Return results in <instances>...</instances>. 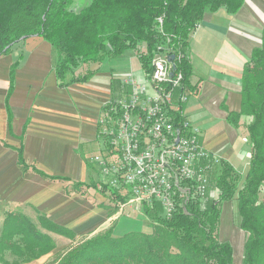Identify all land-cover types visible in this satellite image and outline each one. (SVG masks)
<instances>
[{
	"label": "trees",
	"instance_id": "trees-1",
	"mask_svg": "<svg viewBox=\"0 0 264 264\" xmlns=\"http://www.w3.org/2000/svg\"><path fill=\"white\" fill-rule=\"evenodd\" d=\"M245 1L94 0L77 12L73 8L77 0H0V59L11 55L13 48L23 41L43 38L52 47L59 87L68 88L89 83L102 70L105 60L122 58L128 51H134L143 70L150 73L157 46L170 39V45L180 54L176 63L185 78L181 90L193 97L198 89L191 85L192 36L207 14L225 9L234 16L245 6ZM159 18L164 20L163 26ZM262 31L261 47L253 52L243 71L242 111L229 116L235 126H239L241 118L248 120L250 168L243 177L233 166L221 162L223 170L215 183L218 200L202 199L195 192V183L189 181L186 187L190 191L179 199L180 205L172 217L159 216L156 212L149 217L150 232L131 231L117 238L115 226L93 236L77 238L74 231L55 224L45 214L38 213L35 221L21 212L9 213L0 236V254L11 252L23 264L45 257L49 259L46 264H235L233 247L222 242L219 234L223 205L236 199L241 228L248 236L242 264H264V28ZM19 67L17 61L10 68L11 86L6 97L10 124L13 117L10 97ZM112 80L111 103L121 97L122 91L130 92L117 76ZM108 107L103 108V114ZM19 156V166L25 172L31 169L52 181H69L30 167L22 151ZM101 187L104 190L100 191L95 183H74L73 189L82 194L87 188L99 189L102 195L111 190L104 184ZM114 192L115 197L127 201ZM144 210L150 216L154 211L147 207ZM52 234L73 244L58 251Z\"/></svg>",
	"mask_w": 264,
	"mask_h": 264
},
{
	"label": "crops",
	"instance_id": "crops-1",
	"mask_svg": "<svg viewBox=\"0 0 264 264\" xmlns=\"http://www.w3.org/2000/svg\"><path fill=\"white\" fill-rule=\"evenodd\" d=\"M245 3L234 16L225 9L207 14L192 36L191 85L198 90L185 106L188 120L202 132L205 148L242 175L249 171L252 149L243 128L245 118L235 126L229 116L242 111L243 71L253 52L261 47L264 28V0ZM131 55L132 51H128L115 61L128 57L134 62ZM17 61L20 67L10 97L13 115L10 124L6 97L11 86L10 68ZM101 67L89 83L60 88L52 47L39 37L23 41L13 48L11 55L0 59V215L3 220L9 213L29 216L26 212L32 211L74 231L77 238L93 236L113 226L114 237L123 236L120 235L122 218L112 215L107 197L92 189L84 194L73 189L74 183L88 182L91 153L103 150V141L98 138L99 121L103 108L114 97L113 76L122 79L130 74L105 71L103 64ZM20 151L30 167L69 181H52L31 169L25 172L19 166ZM129 229L131 232L132 227ZM52 236L56 242L64 238ZM48 261L45 257L30 264Z\"/></svg>",
	"mask_w": 264,
	"mask_h": 264
},
{
	"label": "built area",
	"instance_id": "built-area-1",
	"mask_svg": "<svg viewBox=\"0 0 264 264\" xmlns=\"http://www.w3.org/2000/svg\"><path fill=\"white\" fill-rule=\"evenodd\" d=\"M158 20L163 26L164 20ZM170 43L168 39L157 46L150 73L121 79L130 92L122 91L105 105L108 111L99 121L106 155L90 159L101 168L104 183L127 198V205L135 204L140 213L161 205L169 218L190 191L187 183L193 181L195 192L206 198L210 174L222 165L187 118L191 97L181 90L185 78L176 63L180 54Z\"/></svg>",
	"mask_w": 264,
	"mask_h": 264
},
{
	"label": "rangeland",
	"instance_id": "rangeland-1",
	"mask_svg": "<svg viewBox=\"0 0 264 264\" xmlns=\"http://www.w3.org/2000/svg\"><path fill=\"white\" fill-rule=\"evenodd\" d=\"M94 0H77L78 4L73 7L74 9H78V11H81V9L83 7H87L90 6L93 3ZM199 28V27H198ZM198 30V29H197ZM177 53H179L177 51ZM132 58H134V62L130 61V59L127 57L126 60H117L118 58H111V59H107L103 62V65L105 66L104 70L105 71H111V70H116L118 71L119 74H126V73H132L134 74L136 77H138L137 75H143V67L142 64H140V62L138 60H136L135 58L138 59L137 54L132 51ZM113 61V62H112ZM113 63L110 65V63ZM102 68V67H101ZM146 73V72H145ZM129 75V74H127ZM126 77V75H125ZM248 120L244 119V125L243 128H246V124H247ZM245 131H247V129H245ZM106 155L105 152H99L98 149L95 150V152H92L91 155L92 157L97 156V155ZM89 167V174H88V178H87V184H92L95 183L100 191L104 190L101 187V184H104L105 186L108 187V185H106L103 181L102 175H101V168H99L96 164L94 165L93 163H90ZM223 170V166L220 165L219 167H217V169L213 170V172L210 174V185H209V189L207 194V197H209L212 200H218L219 197V190L215 189V183H216V178L221 175V171ZM246 174L243 173V177H245ZM243 184V183H242ZM109 188V187H108ZM99 189L96 191L94 188L92 190H94V192H98ZM86 190H91L90 189H86ZM99 191V192H100ZM98 192V193H99ZM114 191L111 190H107L106 194H104V197H107L110 201H111V208H109L112 212V215L114 216H118V219L120 220L121 218V225H120V231L121 234L120 235H126L128 233H130V229L129 227H132L131 231H137V230H141L140 232H150L152 225H151V219L149 217H152L154 214H159V216H163V217H167L166 214V210H164V208L161 205H156L153 208V212L150 215H146V211H143L142 213L141 210L137 209L135 204H130L127 205V202H123L122 199H118L117 197H115L116 195H114L113 193ZM101 195V194H100ZM157 207L159 208V210H157ZM223 214H222V227L220 229V234L219 237L221 238L222 242H228L231 244V246L233 247V250L235 251L234 254V263L235 264H242L243 260H244V246L247 242L248 236L246 235V233L242 230L241 228V217L239 215V211H238V207H237V200L234 199L232 200V202H226L223 205ZM159 211V212H158ZM24 212V211H23ZM25 213V212H24ZM27 214H29V216L36 221L38 214L33 213L32 211H28L26 212ZM28 216V217H29ZM114 216V217H115ZM155 216V215H154ZM7 217V216H6ZM6 219V218H5ZM114 219V218H113ZM4 221L0 215V236L2 234V232L4 231L3 229V224ZM115 220L112 221V223H114ZM113 226V225H112ZM135 226H137L138 228L136 229ZM109 230V229H107ZM106 231V230H105ZM117 238V237H115ZM69 242V241H68ZM66 240V238L63 239H59L57 241L59 249L62 248H66L68 246H71V244H69ZM68 244V245H67ZM0 264H23L22 263V259L17 258L16 256H13L11 254V252H5L3 254H0Z\"/></svg>",
	"mask_w": 264,
	"mask_h": 264
},
{
	"label": "water",
	"instance_id": "water-1",
	"mask_svg": "<svg viewBox=\"0 0 264 264\" xmlns=\"http://www.w3.org/2000/svg\"><path fill=\"white\" fill-rule=\"evenodd\" d=\"M170 60L173 61V60H174V57L172 56V57L170 58Z\"/></svg>",
	"mask_w": 264,
	"mask_h": 264
}]
</instances>
